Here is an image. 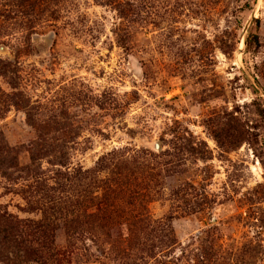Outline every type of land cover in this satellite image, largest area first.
<instances>
[{"label": "rangeland", "instance_id": "obj_1", "mask_svg": "<svg viewBox=\"0 0 264 264\" xmlns=\"http://www.w3.org/2000/svg\"><path fill=\"white\" fill-rule=\"evenodd\" d=\"M3 212L0 264H264V0H0Z\"/></svg>", "mask_w": 264, "mask_h": 264}, {"label": "trees", "instance_id": "obj_2", "mask_svg": "<svg viewBox=\"0 0 264 264\" xmlns=\"http://www.w3.org/2000/svg\"><path fill=\"white\" fill-rule=\"evenodd\" d=\"M137 1H134L133 3H128V5L132 6V7H136V3ZM127 11H137L136 9H127ZM255 39H258V37H255ZM248 45L250 46V40L248 42ZM110 156H114V157H110ZM110 157V158H108ZM117 157V153L115 151H113L112 153H109L108 155L102 157L99 161V166L101 165V167H105L108 168L107 166H110L114 164L115 160ZM63 157L61 156L59 159V164L64 165V160L62 159ZM108 159V160H106ZM110 160V161H109ZM109 161V163H107V166L104 165L105 162ZM121 163V160L119 159V164ZM0 222L2 223V227L0 228V231L2 233V236H4V240H6L7 242H17L22 241L20 244L24 245L23 243H25L24 238L27 237V241H29V244L32 243V239H28L30 238V234H28V229L26 228L24 221H22L21 219H19V217H17L14 214H9L7 212H3L2 214H0ZM30 231V230H29ZM33 231V230H32ZM30 231V232H32ZM38 238V237H36ZM35 240V239H33Z\"/></svg>", "mask_w": 264, "mask_h": 264}, {"label": "water", "instance_id": "obj_3", "mask_svg": "<svg viewBox=\"0 0 264 264\" xmlns=\"http://www.w3.org/2000/svg\"><path fill=\"white\" fill-rule=\"evenodd\" d=\"M246 42H247V41H246V39H245V40H244V44H245ZM159 145H160V144L157 142V143H156V147H159Z\"/></svg>", "mask_w": 264, "mask_h": 264}]
</instances>
